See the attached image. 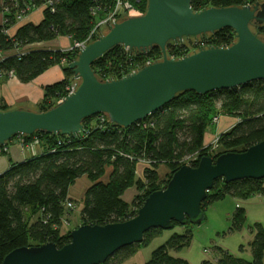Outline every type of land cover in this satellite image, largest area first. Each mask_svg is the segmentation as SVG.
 <instances>
[{
    "label": "trees",
    "instance_id": "trees-1",
    "mask_svg": "<svg viewBox=\"0 0 264 264\" xmlns=\"http://www.w3.org/2000/svg\"><path fill=\"white\" fill-rule=\"evenodd\" d=\"M128 1L144 13L147 10L148 0ZM256 1L192 0V7L195 11H201L212 6H244ZM114 2L0 0V13L4 15V23L0 26V51L10 52L0 61V82L12 73L22 83H29L52 66L64 62L65 79L45 86L44 99L38 112L56 106L65 94L66 85L75 75L69 63L77 58L79 52L25 47L54 40L60 35L71 37L73 42L83 40L97 21L113 9ZM26 6L31 7V10L44 6L42 21L38 24H19L16 32L9 35L8 29L19 22L18 17ZM95 9L97 13L93 14ZM30 11L23 13V17ZM252 28L264 39V24ZM236 39L232 28H223L212 33L208 41L215 46L227 47ZM186 48V44L169 42L167 45L169 53L180 56L188 54ZM162 56L157 46L141 52L118 45L97 59L92 68L100 80L117 79L141 68L148 61H158ZM11 109L8 104L0 103V111ZM105 115L84 119V130L76 136L43 131L18 136L23 144H41L42 152L25 161L12 163L7 171L0 174V264L7 254L20 247L47 242H55L62 247L70 242L71 230L62 233L61 227L67 215L73 211L67 208V202L71 201L75 206L78 202L70 197L69 189L83 176H87L92 185L83 198L81 224L124 222L137 214L152 192L167 184L171 175L187 163V158L194 157L189 162L197 166L203 156L217 158L226 152H243L263 141L264 80L207 94L191 90L180 92L163 108L129 128L113 123ZM221 115L232 116L239 121L219 135L218 149L212 145L206 147L205 134L209 126L214 124V118ZM140 161L146 163L143 178L137 177ZM163 163L168 165L170 172L161 179L158 168ZM107 173L108 179L105 180ZM132 187L137 189L138 194L133 202H127L123 195ZM256 195L264 196V179L249 178L229 183L218 179L208 192L202 208L206 213L210 205L226 197L248 200ZM246 221V209L236 208L225 234L241 232ZM196 226L174 223L170 229L173 233L153 251L145 264H192L174 253L191 245ZM250 230L253 235L248 245L251 260L216 246L213 257H207L202 264H264V222H255ZM163 231L160 228L150 229L144 234L141 243L119 249L104 264H123L139 247L148 246L156 237L162 236ZM240 250L245 251V246H240Z\"/></svg>",
    "mask_w": 264,
    "mask_h": 264
},
{
    "label": "water",
    "instance_id": "water-1",
    "mask_svg": "<svg viewBox=\"0 0 264 264\" xmlns=\"http://www.w3.org/2000/svg\"><path fill=\"white\" fill-rule=\"evenodd\" d=\"M263 24L264 2L259 0L201 11L193 9L192 0H148L144 14L122 15L102 30V36L81 48L69 63L79 83L56 106L42 112L23 106L0 111V147L15 136L37 131L76 136L84 130V119L100 114L129 128L180 92L207 94L264 80V39L252 28ZM223 28H232L236 34L231 45L200 49L179 59L168 56L169 42ZM118 45L141 52L157 46L163 58L121 78L100 80L93 63ZM249 178L264 179V140L243 152L203 156L197 166L182 165L124 222L81 224L71 230V240L64 246L47 242L20 247L1 264H104L119 249L141 243L152 228L202 224L206 219L202 204L216 180L229 183Z\"/></svg>",
    "mask_w": 264,
    "mask_h": 264
},
{
    "label": "crops",
    "instance_id": "crops-1",
    "mask_svg": "<svg viewBox=\"0 0 264 264\" xmlns=\"http://www.w3.org/2000/svg\"><path fill=\"white\" fill-rule=\"evenodd\" d=\"M43 17H44V6L34 7L26 16L20 18L17 24L13 25L10 29H8L7 32L9 35H13L16 32L19 24H22L25 22H32L34 24H38L39 22L42 21ZM3 23H4V15L3 13H0V26ZM72 44H73V39L71 37L60 35L51 41L39 42V43L28 45L27 47H25V49L65 50V49H68ZM8 55H10V52L0 51V61ZM64 65L65 64L62 63L59 65L52 66L47 71H45L43 74L38 76L35 80L29 83H22L21 81H19V79L15 75H13L12 73H9L7 77L5 79H2V81L0 82V103H6L11 108L23 106V107L36 110L38 105L42 103L44 99L43 96H44L45 86L52 85L56 82H60L63 79H65V73L63 70ZM238 121L239 119L235 117L221 115L219 119V123L218 124L215 123L217 125V131L216 132L212 131L209 133L207 130L205 134L204 145L206 147L212 145L217 136L231 129L236 123H238ZM41 152H42L41 144L37 142L23 144L20 137L18 136L14 137L9 143H7L4 146L3 149L0 148V174L7 171L11 167L12 163H18V162L25 161L27 159H30L33 156L40 154ZM145 168H146V163L144 161H140L137 165V177L138 178L144 177ZM169 172H170V169L166 172V175ZM158 173H159V168H158ZM108 175H109L108 173L107 175H105L104 177L105 180L108 179ZM165 176L163 177L160 176V178L163 179ZM79 179H77V181ZM77 181L69 189L70 197H73L76 200H78L77 199L78 197L77 195H74L72 193V187L76 185ZM91 185L92 183L90 181V184L87 185V189ZM126 194H128V198H126L125 196ZM126 194L123 195V198L127 202H133L135 196L138 194V191L135 187H132L127 190ZM82 198H84V196ZM230 198L232 199L231 201H233V204H232L231 209L227 211V215L230 214L232 216L236 208L244 207L247 211V219H250V221L253 222V224L255 222H264V196L263 195H256L248 200H240V199H235L232 197ZM224 199L220 201L222 202ZM220 201L215 202L214 204L210 205L206 209V213L207 211L210 210L211 207L214 208L215 207L214 205H217L216 203H219ZM234 206H235V209H234ZM66 219H68L67 221L68 223H66L67 226H65V228L66 227L67 228L62 230V227H61L62 233H65L68 230H72L76 228L78 225H81V221H82L81 211L79 214L80 221H78V223H76L74 227L68 226L71 224L72 219H73L72 212L70 213V215H67L65 220ZM250 226L251 225H249V228ZM225 230L227 231L226 225L223 226L222 228H215L214 238H210V240L213 242V245H212L213 249H210V250L213 252L214 248L216 246H219L226 250H229L230 252L234 253L238 257H242V256H239L238 249H239V246H242L243 243H245V240L243 237L244 234H237L238 235L237 237L235 235L229 237L225 235L226 233ZM249 231L250 232L248 236V242H250L251 239L253 238L251 230ZM241 233H246L245 228L241 231ZM167 236L168 235L164 237L163 235L162 238L165 239ZM167 238L165 240H167ZM231 239H233L235 243H240L238 244L237 248L233 246L234 243H232L231 245L232 247L228 246L227 243L231 242L232 241ZM192 243L188 248H185L180 252L174 253V255L186 258L192 264H202V262L207 258V255L201 254V258L197 257V255L194 253L195 251H197V249H195L196 244H193L192 246Z\"/></svg>",
    "mask_w": 264,
    "mask_h": 264
},
{
    "label": "rangeland",
    "instance_id": "rangeland-1",
    "mask_svg": "<svg viewBox=\"0 0 264 264\" xmlns=\"http://www.w3.org/2000/svg\"><path fill=\"white\" fill-rule=\"evenodd\" d=\"M162 58H163V56H162ZM40 105H41V103L36 108V111H40L39 110ZM219 119H220V117H219ZM218 123H219V121H218ZM218 123H216V124H218ZM216 124L214 123L211 126H209V128H208L209 133L212 131L213 132L217 131V125ZM217 138L219 139V136H217L215 138V140L212 144L213 147L215 146V149H218V147H219V145H218L219 141ZM168 170H169L168 165H166L165 163L161 164L159 167L160 176L161 177L165 176L166 172ZM88 184H90V180L88 179L87 176H84L77 181V183L74 187H72V193L74 195H77L78 202L76 203V206L72 211L73 219H72L71 224L68 225L70 227H74L76 225V223H78V221H80L79 214H80V211L82 210V208L84 206V202H83L82 197L85 196V192H86ZM126 193H127V191L125 192V194ZM125 196H126V198H128V194H126ZM231 200L232 199L230 197H227L222 202L220 201L219 203H216L217 205H214L215 206L214 208L211 207L210 210L207 211L206 219L202 222V224H200L194 228L195 232H194V241L192 243V246H193V244H196L195 249H197V251H195L194 253L197 255V257L201 258V254L206 255L204 252L205 249H208V248L213 249V247H212L213 242L210 240V238H214L215 228H222L223 226L226 225L227 231H228V229L231 225V215L230 214L227 215V211L230 210L232 207L233 201H231ZM234 209H235V206H234ZM66 223H68V222L64 221V225L62 226V230L67 228V227L65 228V226H67ZM248 224L252 225L253 222H251L250 219H247L245 227H244L246 230V233L236 232V233L225 234V235L229 236V237L235 235L237 237L238 236L237 234H244V236L243 235L242 236L244 237V240H245V243H243V245L245 246V251L242 252L240 250V246H239V249H238L239 256H242L245 259L251 260L252 255H251L249 247H248V245H249L248 236H249V232H250L249 231L250 228H249ZM172 232H173L172 230H164L162 233V236L156 237L154 240H152V242L148 246L139 247L138 250L131 257H129L128 259H126L123 262V264H145L148 260H150L153 251L157 247H159L161 244H163L166 241L165 239L168 236L170 237ZM163 235H164V237L166 235H168V236L164 239V238H162ZM231 240H232L231 242L227 243L228 246L232 247L231 245H232V243H234L233 246L235 248H237L238 244H240V243H235V241L233 239H231ZM213 255L214 254L211 251V253L209 255H207V257L212 258Z\"/></svg>",
    "mask_w": 264,
    "mask_h": 264
},
{
    "label": "built area",
    "instance_id": "built-area-1",
    "mask_svg": "<svg viewBox=\"0 0 264 264\" xmlns=\"http://www.w3.org/2000/svg\"><path fill=\"white\" fill-rule=\"evenodd\" d=\"M30 10H31V7L26 6V8L22 11V14L18 18L19 19L22 18L23 17V13H25L27 11H30ZM96 13H97L96 9L93 10V14H96ZM139 14H144V12L142 10H140L139 8H137L130 1H128V0H115L113 9L110 12H108V14L105 17L100 18L97 21V23L94 25V27L89 32L87 37L84 38L81 41L74 42L72 46H70L68 49H65L64 51H73L74 50V51H78L79 52L81 50V48L87 46L89 43L93 42L94 40H96L100 36H102L103 35L102 30L104 28H108L109 29L111 27L110 25L113 24V21H117V19L121 18L122 15L129 16V15H139ZM211 34L212 33L203 34L202 37H200L201 35L200 36H196V37H191V38L188 37V38H184L182 41H171V44H176V45H178V44H186V47L188 48V54L180 56V55H178L176 53H173V52L169 53L167 51L168 56L173 58V59H179V58H182V57H184L186 55L195 53L196 51H199L200 49H204V48H209V47L215 46V45H212L211 43H209V41H208V39L210 38ZM222 47H224V46H222ZM160 60H162V58L159 59L158 61H160ZM150 63H153V62L152 61H148V62L145 63L144 66H147ZM144 66H142L141 68H143ZM141 68H136V69L132 70L129 74L137 72ZM124 76H126V75H124ZM111 79H114V78H111ZM107 80H110V79H107ZM78 83H79V80H77L76 76L74 75L72 77V79L70 80V82L65 87V94L58 100V102L62 101L68 95H70L75 90V88L77 87ZM102 120H104V116H102ZM218 121H219V117H215L214 120H213L214 123H218ZM22 142H23V140H22ZM193 159H194V157H189V158H187L186 161H187L188 164H191L189 161L193 160ZM67 208L68 209H74L75 208L74 203L71 202V201H68L67 202ZM204 252H205L206 255H209L211 253V250L208 248V249H205Z\"/></svg>",
    "mask_w": 264,
    "mask_h": 264
},
{
    "label": "flooded vegetation",
    "instance_id": "flooded-vegetation-1",
    "mask_svg": "<svg viewBox=\"0 0 264 264\" xmlns=\"http://www.w3.org/2000/svg\"><path fill=\"white\" fill-rule=\"evenodd\" d=\"M259 1L264 2V0H259ZM200 37H202V35Z\"/></svg>",
    "mask_w": 264,
    "mask_h": 264
}]
</instances>
